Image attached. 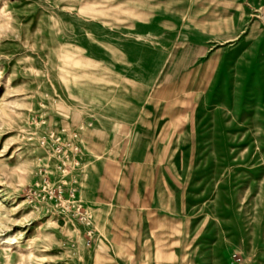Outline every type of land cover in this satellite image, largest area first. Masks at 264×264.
<instances>
[{
    "label": "rangeland",
    "instance_id": "rangeland-1",
    "mask_svg": "<svg viewBox=\"0 0 264 264\" xmlns=\"http://www.w3.org/2000/svg\"><path fill=\"white\" fill-rule=\"evenodd\" d=\"M0 264H264V0H0Z\"/></svg>",
    "mask_w": 264,
    "mask_h": 264
},
{
    "label": "crops",
    "instance_id": "crops-1",
    "mask_svg": "<svg viewBox=\"0 0 264 264\" xmlns=\"http://www.w3.org/2000/svg\"><path fill=\"white\" fill-rule=\"evenodd\" d=\"M134 118V117H132ZM132 118H126V117H122V123H126V124H132L133 123V119Z\"/></svg>",
    "mask_w": 264,
    "mask_h": 264
}]
</instances>
